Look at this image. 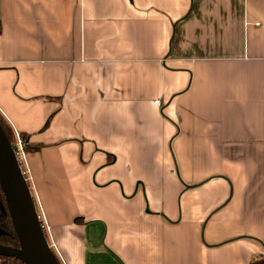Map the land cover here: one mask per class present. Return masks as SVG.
I'll list each match as a JSON object with an SVG mask.
<instances>
[{"label":"crops","instance_id":"1","mask_svg":"<svg viewBox=\"0 0 264 264\" xmlns=\"http://www.w3.org/2000/svg\"><path fill=\"white\" fill-rule=\"evenodd\" d=\"M0 115L65 264L264 257V0H0Z\"/></svg>","mask_w":264,"mask_h":264},{"label":"water","instance_id":"2","mask_svg":"<svg viewBox=\"0 0 264 264\" xmlns=\"http://www.w3.org/2000/svg\"><path fill=\"white\" fill-rule=\"evenodd\" d=\"M0 189L18 240V246L0 244V255L19 258L24 264H61L48 243L30 186L1 126Z\"/></svg>","mask_w":264,"mask_h":264},{"label":"trees","instance_id":"3","mask_svg":"<svg viewBox=\"0 0 264 264\" xmlns=\"http://www.w3.org/2000/svg\"><path fill=\"white\" fill-rule=\"evenodd\" d=\"M0 126L4 131L5 135L7 136V138L12 143L13 137H12L11 128L7 125V123L2 118L1 115H0ZM19 137L23 143V149L25 152H29L31 149H33V147L27 143V137L23 133H19ZM0 213L2 214V216H4V221L6 222V227H7L4 230H0V244L5 246H18L16 233L14 231L1 189H0ZM0 264H24V262L19 258L1 254ZM250 264H264V257L253 260L252 262H250Z\"/></svg>","mask_w":264,"mask_h":264},{"label":"built area","instance_id":"4","mask_svg":"<svg viewBox=\"0 0 264 264\" xmlns=\"http://www.w3.org/2000/svg\"><path fill=\"white\" fill-rule=\"evenodd\" d=\"M155 102H158V100H155ZM11 131H12V137H13V142L11 144L13 146V149H14V152H15V155H16V158H17V161L19 163L21 172H22V174L24 175L25 179L27 180V182L29 184V182L31 180V177L29 176V170H28V166H27V162H26V154H25V151L23 149V143H22V141H21V139L19 137V134L15 130H11ZM34 201H35L37 215L39 217V220H40L41 225H42L43 230H44V228H45V225H44L45 220H44V217H43L44 216V212L42 210V207L36 202L35 199H34ZM47 229H48V227H47ZM48 243H49L51 249L53 250L54 254L56 256H58L56 254L58 252V250L55 247V245L53 243L51 244L50 241H48ZM54 247H55V249H54Z\"/></svg>","mask_w":264,"mask_h":264},{"label":"rangeland","instance_id":"5","mask_svg":"<svg viewBox=\"0 0 264 264\" xmlns=\"http://www.w3.org/2000/svg\"><path fill=\"white\" fill-rule=\"evenodd\" d=\"M36 202L40 205V203L36 200ZM41 206V205H40ZM44 220H45V222H44V225H45V228H44V233H45V236H46V238H47V240L48 241H50L51 242V244L53 243L54 245H55V247L57 248V250H58V252L56 253L58 256V259H59V261H60V263L61 264H65V260L63 259V256L61 255V252H60V250H59V248H58V246H57V243H56V241L54 240V237H53V234H52V231H51V228H50V226H49V224L47 223V220H46V217H45V214H44ZM48 227V229H47V227ZM7 227H6V222L4 221V216H2V214L0 213V230H4V229H6ZM55 247H54V249H55Z\"/></svg>","mask_w":264,"mask_h":264}]
</instances>
